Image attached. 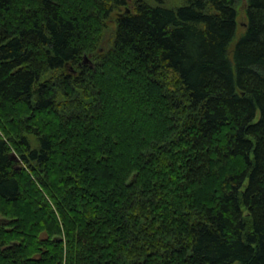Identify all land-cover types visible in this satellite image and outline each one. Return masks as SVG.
<instances>
[{"label": "trees", "instance_id": "16d2710c", "mask_svg": "<svg viewBox=\"0 0 264 264\" xmlns=\"http://www.w3.org/2000/svg\"><path fill=\"white\" fill-rule=\"evenodd\" d=\"M129 1L0 0V264H264V0Z\"/></svg>", "mask_w": 264, "mask_h": 264}, {"label": "rangeland", "instance_id": "374dc122", "mask_svg": "<svg viewBox=\"0 0 264 264\" xmlns=\"http://www.w3.org/2000/svg\"><path fill=\"white\" fill-rule=\"evenodd\" d=\"M144 2H146L147 4L151 5V6H156V5H160L162 7H176V6H179L181 5L184 0H143ZM135 2V0H130L129 1V5H128V8L129 9H132L133 6L132 4ZM125 8H123L121 10V12L124 11ZM246 4H245V1L244 0H238L237 1V5H236V12H237V18H236V22H237V27H238V36L240 34H242L245 29H246V24H247V19H246ZM115 20H116V17L115 15H113L109 21H107L108 23V31L106 32L105 36H104V40H103V43H102V48L103 50H106L109 45H110V40L112 38V35L116 29V24H115ZM88 62L87 63H90L92 64L93 62V56L90 55L88 56ZM82 63H84V58H83V61ZM87 63H84V64H87ZM30 146L32 148H37L38 147V141H37V138L34 136V135H25ZM44 236V235H43Z\"/></svg>", "mask_w": 264, "mask_h": 264}, {"label": "water", "instance_id": "95a60500", "mask_svg": "<svg viewBox=\"0 0 264 264\" xmlns=\"http://www.w3.org/2000/svg\"><path fill=\"white\" fill-rule=\"evenodd\" d=\"M89 60L86 56H84V63H87Z\"/></svg>", "mask_w": 264, "mask_h": 264}]
</instances>
